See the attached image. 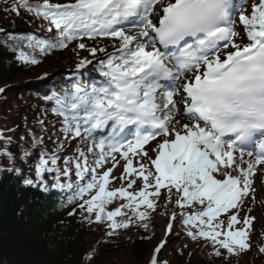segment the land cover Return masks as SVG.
Wrapping results in <instances>:
<instances>
[{
    "label": "snow or ice",
    "instance_id": "6c2138e0",
    "mask_svg": "<svg viewBox=\"0 0 264 264\" xmlns=\"http://www.w3.org/2000/svg\"><path fill=\"white\" fill-rule=\"evenodd\" d=\"M21 9L55 32L45 39L11 36L31 50L13 49L20 63L36 65L37 52L77 42L71 50L92 57H82L77 72L95 61L104 78L99 85L52 84L43 98L63 139L49 149L43 134L31 133V150L19 159L35 157L34 174L23 176L22 186L46 194L67 189L66 203L74 205L68 215L79 212L83 222L102 226L105 237L133 226L147 230L160 202L165 209L174 203L163 213L169 222L149 264H168L158 256L178 215L186 236L203 239L214 256L250 251L256 218L240 213L255 201L257 173L264 176V0L247 7L245 0H14L9 11ZM238 29L247 42L238 41ZM85 38H112L114 50L89 47ZM37 123L47 131L44 119ZM0 141V156L13 164L3 170L21 174L12 138L0 132ZM82 141L91 143L85 149ZM257 250L264 254V243ZM95 255V248L86 253L84 264Z\"/></svg>",
    "mask_w": 264,
    "mask_h": 264
},
{
    "label": "trees",
    "instance_id": "16d2710c",
    "mask_svg": "<svg viewBox=\"0 0 264 264\" xmlns=\"http://www.w3.org/2000/svg\"><path fill=\"white\" fill-rule=\"evenodd\" d=\"M13 2L14 0H0V9L8 11ZM13 19L19 26L28 28L25 32L0 33V87L16 84L20 86L6 88L5 92L0 94V132H3L5 137L12 138L13 145L10 147L17 156L14 166L21 168L19 175L4 171L3 169L13 167V164L0 156V256L4 264H84L83 256L94 248L96 255L91 264H149L158 241L152 221L147 230L133 226L128 230H119L118 234L112 237H105L102 226L83 222L79 212L74 216L68 215L74 205L66 203L67 197L71 195L67 189L63 191L52 189L46 194L38 189L22 186V177L34 174V169H31L30 165L35 157L30 158L27 163L19 159L23 150H31V133L43 134L49 149L55 147L57 137L63 139L59 132V118L51 113V105L43 98L49 94L52 84L65 88L70 87L74 80L91 83L100 74L96 62L91 64L88 71L74 72L79 60L82 57L90 58L91 55L81 49L80 52L67 50L71 44L68 48L51 54L41 55L37 52L36 56L40 63L36 65L20 63L16 59L17 51L13 49H23L26 52L31 50L25 47L26 41L18 44L17 41L10 39L11 36L34 35L38 39H45L51 38L55 29L49 32L50 25L47 21L36 18L23 9L19 15L13 13ZM96 47L104 45L101 46L100 43ZM101 54L98 52L96 55ZM43 69L56 70V75L43 82L31 81ZM11 91L14 92L12 97L23 98L18 104L8 98L7 94ZM26 96L31 97V100L23 103ZM46 109L49 111L45 112ZM39 119L46 121L44 127L47 131L43 133L37 123ZM10 129L15 131H9ZM49 136L52 139H48ZM76 145L77 142L73 141L67 155H72ZM38 155L39 153H36V156ZM47 179L49 183L52 182L51 176ZM72 180H76L74 174ZM62 201L66 206H61ZM161 207L162 202L158 208ZM169 207L174 208V203L169 204ZM167 241L159 253L158 260L167 261L168 264H219V261L220 264H261L263 257L257 250L258 242L253 240L252 249L238 257H228L227 253L216 257L212 254L211 245L203 239L193 241L186 236L179 215L173 223L172 233L167 235ZM194 242H200L201 249L189 252L187 245ZM250 252H253L255 259L251 263L245 262Z\"/></svg>",
    "mask_w": 264,
    "mask_h": 264
},
{
    "label": "rangeland",
    "instance_id": "374dc122",
    "mask_svg": "<svg viewBox=\"0 0 264 264\" xmlns=\"http://www.w3.org/2000/svg\"><path fill=\"white\" fill-rule=\"evenodd\" d=\"M51 2H53V3H62V2H67V0H51ZM250 3H251V0H245V7H247L248 4H250ZM13 13L14 12L9 11V10L6 11V10H3V9H0V30H3V31H0L1 34H5V33H8V32H13L14 33V32H17V31L25 32V30H27V28H28L27 26H23V25L19 26L14 21ZM238 31H240V36L237 38L238 41L239 40H243L244 42H246V39L244 37L243 31L241 29H238ZM105 39L106 40H101V41H105V44L103 42L99 41L98 39L95 40V41H93V40H89L88 42L84 41L83 43H85L86 45H89V47H96V46H98L101 43V46L102 45H104V47L107 46L106 49H108V47H109V49H112V48L114 49V47H113L114 41L112 40V38H105ZM74 45L75 44L72 43L67 50H69L71 52H77V51L80 52V49L78 50V48H76L75 51L71 50V49H73ZM115 46L117 47L118 43H116ZM43 73H48L49 75L47 77H45L44 79H42V80L41 79L38 80V77L42 76ZM55 75H56V70L43 69L35 76L36 79L33 78L35 80L32 79V81L43 82V80H45L47 78H52ZM25 82H28V81H24V83ZM177 83H179V82H177ZM18 87H20V86L16 84L13 87H9V88H18ZM11 92H13V91H11ZM11 92L7 94L8 98L12 99L14 101V103L18 104V101H20V99H23V98H21L19 96V98L16 99V98L12 97L14 95V92L13 93H11ZM24 100L25 101L23 103H28L29 100H31V97L26 96L24 98ZM80 146H82L81 143H80ZM154 147H155V142H152L151 148H154ZM151 148H149V154L153 155V153L151 151ZM89 159L91 160L92 157L89 156ZM122 163H123V161H121V164ZM121 172H122V167H118L114 171L113 174L118 177L121 174ZM262 181H264V176H261L259 174V172H258L256 177L254 178V187L256 189L255 201L253 202L251 200H248V202L246 204V207L243 210H241V213H240L241 217H243L245 214H248V215L254 216L256 218V220H255V222L253 223V226H252V233L253 234H252L251 239L254 242L255 241L258 242V245L262 244L261 240L264 243V237H262V235H261L262 233H264V183H262ZM114 184L115 185H113V184L112 185L115 186V187H118L120 182L116 181V182H114ZM110 187H111V185H110ZM248 208H251V212L250 213L247 211ZM172 210H173V208L169 207V204L167 205V209H165L164 202L162 201V207L158 208V210H156V213L153 214L152 224H153V227L155 228V231L157 233V239H158V241H157V243L155 245V248L160 243L162 237L164 236V226L169 222V216L168 215H164L163 213H165V211H167V213H171ZM177 210L178 209H176V211ZM200 245H202L200 242L199 243H195L194 242V244H189L187 246H188L189 252H191V251L192 252H196L199 249H201ZM153 252H154V250H153ZM153 252H152L151 256L153 255ZM249 254H250V256L247 259H245V262H250L251 263L255 259V255H252L253 252L248 253V255ZM261 255H263L261 264H264V254H261ZM219 264H220V261H219Z\"/></svg>",
    "mask_w": 264,
    "mask_h": 264
},
{
    "label": "flooded vegetation",
    "instance_id": "af4514ba",
    "mask_svg": "<svg viewBox=\"0 0 264 264\" xmlns=\"http://www.w3.org/2000/svg\"><path fill=\"white\" fill-rule=\"evenodd\" d=\"M0 264H4V261L2 260L1 256H0Z\"/></svg>",
    "mask_w": 264,
    "mask_h": 264
},
{
    "label": "water",
    "instance_id": "95a60500",
    "mask_svg": "<svg viewBox=\"0 0 264 264\" xmlns=\"http://www.w3.org/2000/svg\"><path fill=\"white\" fill-rule=\"evenodd\" d=\"M14 85H11V87H13ZM9 88V87H8Z\"/></svg>",
    "mask_w": 264,
    "mask_h": 264
}]
</instances>
